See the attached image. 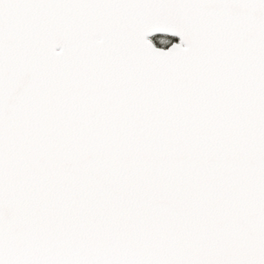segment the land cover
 Instances as JSON below:
<instances>
[{"label":"snow or ice","instance_id":"6c2138e0","mask_svg":"<svg viewBox=\"0 0 264 264\" xmlns=\"http://www.w3.org/2000/svg\"><path fill=\"white\" fill-rule=\"evenodd\" d=\"M0 264H264V0H0Z\"/></svg>","mask_w":264,"mask_h":264}]
</instances>
